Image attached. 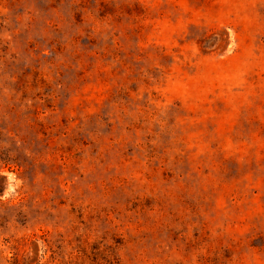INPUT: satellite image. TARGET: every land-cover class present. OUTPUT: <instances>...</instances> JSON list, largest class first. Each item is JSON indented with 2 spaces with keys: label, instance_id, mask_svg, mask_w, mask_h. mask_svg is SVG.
Returning <instances> with one entry per match:
<instances>
[{
  "label": "rangeland",
  "instance_id": "374dc122",
  "mask_svg": "<svg viewBox=\"0 0 264 264\" xmlns=\"http://www.w3.org/2000/svg\"><path fill=\"white\" fill-rule=\"evenodd\" d=\"M0 264H264V0H0Z\"/></svg>",
  "mask_w": 264,
  "mask_h": 264
}]
</instances>
